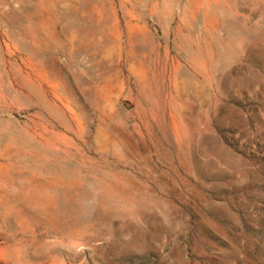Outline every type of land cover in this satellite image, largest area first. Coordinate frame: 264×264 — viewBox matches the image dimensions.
Segmentation results:
<instances>
[{
    "label": "rangeland",
    "instance_id": "rangeland-1",
    "mask_svg": "<svg viewBox=\"0 0 264 264\" xmlns=\"http://www.w3.org/2000/svg\"><path fill=\"white\" fill-rule=\"evenodd\" d=\"M264 223V0H0V264H216Z\"/></svg>",
    "mask_w": 264,
    "mask_h": 264
},
{
    "label": "trees",
    "instance_id": "trees-1",
    "mask_svg": "<svg viewBox=\"0 0 264 264\" xmlns=\"http://www.w3.org/2000/svg\"><path fill=\"white\" fill-rule=\"evenodd\" d=\"M214 257L216 264H264V223L258 221L256 229L238 233L233 245Z\"/></svg>",
    "mask_w": 264,
    "mask_h": 264
}]
</instances>
